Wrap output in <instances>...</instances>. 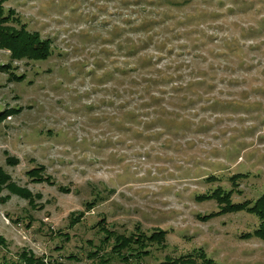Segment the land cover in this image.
I'll use <instances>...</instances> for the list:
<instances>
[{
  "label": "rangeland",
  "instance_id": "rangeland-1",
  "mask_svg": "<svg viewBox=\"0 0 264 264\" xmlns=\"http://www.w3.org/2000/svg\"><path fill=\"white\" fill-rule=\"evenodd\" d=\"M158 1L5 3L51 38L54 52L13 61L0 49V63L11 65L0 69V111L21 107L0 125V167L41 195L32 207L8 189L0 194H11L0 200L3 254L30 249L55 264H103L90 256L100 250L109 264H161L203 249L222 264H264V241L244 236L259 218L240 211L203 220L219 205L198 198L231 189L239 172L249 175L234 201L264 192V0ZM144 19L154 20L150 32L136 28ZM151 53L154 64L135 69ZM40 165L54 184L29 177ZM73 212H83L74 225ZM102 218L117 234L162 229L166 240L124 261L113 239L103 243Z\"/></svg>",
  "mask_w": 264,
  "mask_h": 264
},
{
  "label": "trees",
  "instance_id": "trees-1",
  "mask_svg": "<svg viewBox=\"0 0 264 264\" xmlns=\"http://www.w3.org/2000/svg\"><path fill=\"white\" fill-rule=\"evenodd\" d=\"M8 0H0V49H7L10 51V58L11 60H29V61H46L52 56L54 52V48L52 45L51 38H44L39 31H32L28 28L27 24L22 22V18L17 15V12L14 8H5V3ZM125 3V0H123ZM144 0H142L143 2ZM191 0H160L157 4L168 3L174 6H182L188 4ZM144 8V6H143ZM146 10V8H145ZM130 19H128L129 21ZM154 20L144 19L143 21L139 22L136 25V28H147V31H151V27H149V23L153 22ZM150 41H152L150 39ZM157 41L155 42L156 45ZM142 47V44H134L130 47L129 53L135 54L138 49ZM131 48H135L136 50H132ZM128 53V54H129ZM129 54V55H130ZM156 55L147 54L142 55L140 57L141 65L136 66L135 69L138 70L140 66H151L154 64L152 61L153 57ZM11 65L0 63V69L2 70H9ZM11 79L15 80H24L25 74H16L15 71H10ZM148 84L143 85V90H150L152 86V82L156 81L153 76H150L147 80ZM191 84L195 83V81L190 82ZM189 83V84H190ZM157 98H154L156 100ZM193 101V100H192ZM20 108L15 107H7L0 111V125L14 112H19ZM154 120L150 123H153ZM9 161L17 163V158H12ZM46 167L44 165H40L38 167H34L27 172L29 177L36 182H48L54 184V181L51 176L45 174ZM248 173L239 172L231 177L233 187L231 189H226L223 186H216L213 190L203 193L202 195L198 196L199 199H214L216 200L217 204L219 205V210L217 209L216 212H211L209 214L199 215L201 219L208 220L212 217H216L218 215L228 214V213H236L240 211L248 212L256 217L259 218V224L254 229V232H249L244 234L245 237H257L264 241V192L258 195L256 199L247 198L242 201H234L233 195L235 192L242 193L243 191L238 189L239 182L242 178L248 177ZM217 177L211 175L210 179H216ZM8 189L10 193L18 194L24 198L29 200V203L32 207H36V197H40L41 195H34L33 192L26 188L22 187L16 181L13 180L12 176L9 174V171L4 170L0 167V194L5 190ZM61 190L69 191L68 188L61 187ZM11 197V194L0 197L1 201H7ZM93 201L89 202L86 206L88 209L93 207ZM83 216V212L79 213V215H75L74 212L71 213V224L74 225L75 222L80 220V217ZM105 219L102 218L99 221L98 226L100 227L99 230L106 233V238L102 241L103 243H108L111 239H113L114 244L112 247V252L118 255L124 261H130V259H142L146 256L150 249L148 246L150 244L156 242L158 245H164V241L166 240L167 232L162 229H157L151 234H146L143 232L140 233H131L129 236L123 234H117L113 230L108 229L106 227ZM7 239L0 234V247L7 246ZM100 250H96L90 253V256L99 257L100 261L103 264H109L111 258L100 256ZM18 258L14 259L7 254H3L0 251V264H55V262H51L47 259L46 256L41 255L38 256L30 249H23L21 252L18 253ZM199 258L200 262L196 260ZM161 264H222L220 261L215 260L214 258L207 255L203 249L197 250L194 253L181 255L177 258H169L166 257Z\"/></svg>",
  "mask_w": 264,
  "mask_h": 264
}]
</instances>
